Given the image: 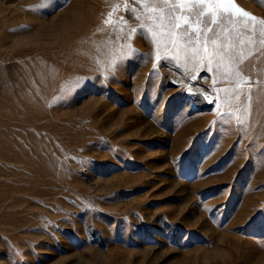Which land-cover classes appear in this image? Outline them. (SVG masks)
<instances>
[{
	"label": "rangeland",
	"instance_id": "1",
	"mask_svg": "<svg viewBox=\"0 0 264 264\" xmlns=\"http://www.w3.org/2000/svg\"><path fill=\"white\" fill-rule=\"evenodd\" d=\"M235 3L257 20L232 37L264 30V3ZM127 7L0 0V264H264V90L245 102L214 60L180 87L215 105H191L160 61L207 58L171 6Z\"/></svg>",
	"mask_w": 264,
	"mask_h": 264
},
{
	"label": "snow or ice",
	"instance_id": "2",
	"mask_svg": "<svg viewBox=\"0 0 264 264\" xmlns=\"http://www.w3.org/2000/svg\"><path fill=\"white\" fill-rule=\"evenodd\" d=\"M125 2L126 6L128 4L132 6L126 8L129 12L133 10V7L142 3L171 6L166 15L172 22L173 29L179 33L180 38L187 45L198 46L194 47L197 55L202 53L207 58V66H202L204 71L200 76L193 75L190 78L179 65L173 63V58L163 57L161 59V67H170V69H175L176 72L184 76V81L175 82L179 91H185L180 87L181 83L195 81L192 87H196L206 76L211 79L208 73L214 71L212 68L213 61L216 60L219 66L225 59L230 62L231 67L223 79L225 83L234 82L240 91H243V85H248V92L244 96L245 102L252 98L253 88L264 90L262 87L264 86V30L257 33L256 25L253 23L251 24V32H248L247 27L245 28L247 35L238 33V38L232 37L228 26L237 22V18H234L235 13L238 12L241 16L248 17L250 21L257 20L254 15L236 7L235 0H125ZM260 2L264 3V0H260ZM154 10L163 11L162 8ZM260 23L264 24V20ZM249 44L254 45L255 49L246 51L245 49ZM155 68L154 65L153 74H156ZM254 76L255 79H253ZM173 82L170 81V83ZM203 90L210 91L209 89ZM185 94L203 98L195 92L185 91ZM206 102L215 105V100ZM164 106L165 104L162 105V107ZM228 115L230 114H222L218 121H214L210 127H214L216 123H228L229 121L225 118Z\"/></svg>",
	"mask_w": 264,
	"mask_h": 264
},
{
	"label": "bare ground",
	"instance_id": "3",
	"mask_svg": "<svg viewBox=\"0 0 264 264\" xmlns=\"http://www.w3.org/2000/svg\"><path fill=\"white\" fill-rule=\"evenodd\" d=\"M187 92H194V91H192L190 88H187ZM200 96L203 97V98L195 97L196 100H197L196 103L193 102V100H192L193 97L192 96L186 95V99L189 102H191V105H194V106H200V105L208 104V102H206V101H211V98L205 93L200 94Z\"/></svg>",
	"mask_w": 264,
	"mask_h": 264
}]
</instances>
